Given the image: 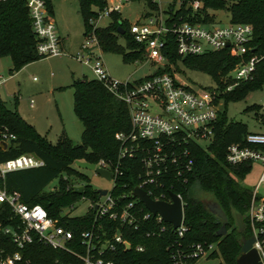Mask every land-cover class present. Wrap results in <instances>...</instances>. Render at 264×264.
Returning a JSON list of instances; mask_svg holds the SVG:
<instances>
[{
  "label": "trees",
  "instance_id": "1",
  "mask_svg": "<svg viewBox=\"0 0 264 264\" xmlns=\"http://www.w3.org/2000/svg\"><path fill=\"white\" fill-rule=\"evenodd\" d=\"M48 10L54 14L51 0H46ZM79 12L84 19L86 34L89 38L95 35L99 47L104 53H114L123 56L125 63L145 61L142 49L129 35L130 22L121 17V13L112 12V23L106 28H94L92 21L98 19L100 12L108 7L107 0H78ZM195 0H175L166 12L170 21L176 23L190 22L208 24L214 22L209 9L226 10L230 14L231 24L251 25L254 30L250 46L251 54L259 56L260 61L251 79L235 85L230 73L240 62L229 49L209 52L203 55H178L176 39L167 37L163 55L170 66L160 69L158 74L180 73L178 64L182 62L191 71L207 74L223 91L222 99L225 110L219 115L216 138L208 150L198 145H190V157L193 164L190 170L184 169L188 159H182L179 164L182 176H178V165H170L171 171L165 176L161 190L181 194L185 202V225L187 232L179 237L173 229H168L161 235L148 237L147 226L138 230H124V238L132 245L130 251L119 246L108 256L117 264H171V251L190 249L195 245L218 244L219 251L213 256H220L225 264H237L241 255V240L250 239L253 231L249 220V208L253 190L244 186L242 181L251 172L253 163L230 166L226 162L227 149L231 144L243 143L250 133L246 124L230 121L227 115V105L230 101L246 99L250 94L261 90L264 86V0H202L203 7L194 11L192 3ZM130 2H145L150 11L158 12L160 7L156 0H130ZM180 3L177 8V4ZM121 31H125L122 35ZM125 38L127 45H120V39ZM40 40L33 30V21L25 0H0V59L10 57L13 63L12 72L18 73L27 65L45 59L38 53ZM139 82L142 81L138 80ZM229 86L234 89L227 92ZM74 111L83 124L82 142L74 144L66 132L62 133L56 145L47 138L40 136L34 127L26 123L17 111L10 110L0 99V129H8L17 139L7 148L0 141V162L15 159L22 155H34L45 162V166L35 169L10 172L0 178V187L8 192H19L25 204L41 205L50 217L59 220L60 224L75 231L77 236L88 226L85 218L68 217L64 213L76 206L83 198L91 201L99 199V193L89 184H75L70 179L77 174L81 179L87 178L72 168L77 161L99 164L101 161L113 167L119 166L120 174L114 195L120 197L128 194L127 202L133 189L139 184V174H142L140 159L120 160L121 145L117 135L130 133L132 123L127 105L113 96L105 86L97 80H75ZM261 106L254 105L257 118L264 121L260 114ZM59 180L54 190L48 191V186ZM74 185L84 187L82 195L76 194ZM209 195L214 203L221 206L228 217L227 234L218 237L223 221L209 210L200 194ZM144 208V205L139 203ZM145 209V208H144ZM146 210V209H145ZM71 211V210H70ZM69 213V212H68ZM71 213V212H70ZM242 217L245 228L239 231L237 216ZM15 219L10 206H0V225L10 226ZM158 230L156 225L152 227ZM116 231V230H114ZM113 231V233H114ZM143 246V252H137L136 247ZM8 249L14 252L16 248L10 243L8 236L0 235V251ZM28 256H62L60 251L53 250L40 243H34L26 252ZM41 263V258L34 259Z\"/></svg>",
  "mask_w": 264,
  "mask_h": 264
},
{
  "label": "built area",
  "instance_id": "2",
  "mask_svg": "<svg viewBox=\"0 0 264 264\" xmlns=\"http://www.w3.org/2000/svg\"><path fill=\"white\" fill-rule=\"evenodd\" d=\"M33 21V30L40 40L38 53L42 57L61 56L62 41L58 36L56 24L48 10L46 0H25ZM108 7L99 13L98 19L110 17L112 12L120 13L130 0H111ZM194 11L202 8V3L195 0L192 3ZM130 37L142 47L145 60L151 63L156 71L139 81H118L111 77L101 56L89 46L84 45L83 51L77 59L88 67L94 74L95 80L102 83L116 98L123 101L130 112L132 130L130 133L117 135L121 145L120 160L140 159L142 174H139V184L133 189L127 202L128 194L120 197L114 195L120 174L119 166L113 167L101 161L94 164L96 168L111 173L113 186L104 196L91 201L84 216L87 228L80 233L60 224L48 214L41 205H28L22 201L19 192H8L0 187V206H10L15 222L10 226L0 225V235L8 236L10 243L16 248L14 252L8 249L0 251V264H117L108 256L119 246L130 251L131 243L124 238V230H138L147 226V236L165 233L169 225L160 214L154 215L134 196L139 188L145 191L156 202L173 204L170 193L161 190L165 176L171 171L170 165H178L176 173L182 176L179 164L182 159H188L184 169L190 170L193 162L189 159L190 145H198L208 150L216 138L219 115L225 110L222 99L223 91L216 84L215 87H194L183 81L180 73L158 74L160 69L170 66L163 50L167 44V37L176 39L178 55H203L209 52L229 49L231 54L239 58L240 62L230 73V78L238 85L242 81L252 78L259 56L251 54L250 46L253 41L254 30L247 24H229L224 27H210L203 23H176L164 18V13L140 19L131 23ZM98 44L95 35L88 38ZM229 44V46H227ZM99 46V44H98ZM7 80L0 75L1 90ZM234 86H229L230 92ZM35 106L34 101L31 107ZM261 115H264V104L261 105ZM258 122L264 124L261 118ZM17 139L8 129H0V141L8 145ZM226 162L230 166H237L248 162L260 163L263 167L262 176L253 190V197L249 208V220L255 242L253 248L258 252L260 261L264 264V196L260 188L264 186V133L250 132L243 143L231 144L226 153ZM45 162L34 155H22L15 159L0 162V178L7 173L41 168ZM74 185L73 187H78ZM182 203L183 219L181 226L173 230L179 237L187 232L185 225V202L181 194H175ZM86 198H83L84 200ZM139 203L144 205L139 206ZM72 212L75 206L70 209ZM64 213L68 217H75L71 213ZM156 225L158 230L153 229ZM116 230V231H114ZM114 231V233H113ZM40 243L53 250L60 251L62 256H28L26 252L34 243ZM137 252H143V246L136 247ZM219 251L218 244H198L190 249H176L171 251V264H225L220 256H213ZM41 258V263L34 259Z\"/></svg>",
  "mask_w": 264,
  "mask_h": 264
},
{
  "label": "rangeland",
  "instance_id": "3",
  "mask_svg": "<svg viewBox=\"0 0 264 264\" xmlns=\"http://www.w3.org/2000/svg\"><path fill=\"white\" fill-rule=\"evenodd\" d=\"M109 3L111 0H108ZM159 11L152 12L145 2H130L121 10V17L130 23H136L140 19L157 13H164L168 19L167 11L175 0H156ZM202 3L203 1L199 0ZM53 6V21L56 24L58 36L62 41L60 46L62 55L52 56L31 63L21 69L18 73L12 72L13 63L10 57L1 59L0 75L7 78V83L1 90V100L10 110L17 111L20 117L34 127L36 132L56 145L62 133L66 132L74 144L82 142L83 124L74 111V89L75 80H95L93 72L82 64L77 55L83 51V46H89L98 56H101L112 78L118 81H138L153 74L156 69L151 63L137 61L125 63L123 56L114 53H104L97 43L85 37L86 28L83 17L79 12L78 0H51ZM180 3L177 4V8ZM102 13V12H100ZM210 16L214 22L210 27H224L231 23L230 14L226 10L209 9ZM112 23L110 17L95 21L98 28H106ZM120 45L126 47L125 38L120 39ZM180 77L183 81L194 87H215L216 83L211 76L188 70L182 62L178 64ZM34 101L35 106L31 107ZM264 104V86L261 90L250 94L246 99L230 101L227 105V115L230 121L242 122L247 125L249 132L264 133V124L258 122L257 113L253 110L254 105ZM261 113V108L260 111ZM72 168L77 173L84 175L87 179H81L77 174L70 177L75 184H89L94 191L110 190L112 182L104 179L95 171L82 169L76 165ZM263 167L260 163H253L251 172L242 181V184L252 190L258 185L262 176ZM59 180L52 182L47 190H54ZM260 194L264 196V186L260 188ZM206 203H212V199L205 193L200 194ZM91 201L84 199L78 202L75 210L71 212L74 216H84ZM70 212V210H67Z\"/></svg>",
  "mask_w": 264,
  "mask_h": 264
},
{
  "label": "water",
  "instance_id": "4",
  "mask_svg": "<svg viewBox=\"0 0 264 264\" xmlns=\"http://www.w3.org/2000/svg\"><path fill=\"white\" fill-rule=\"evenodd\" d=\"M121 34L124 35L125 31H121ZM227 46H229V44ZM1 145L4 149L7 148V143L2 142ZM76 166L82 169L95 171L98 175L108 181L111 179L110 172L96 168L94 164L77 161ZM73 190L76 194L82 195L84 187H73ZM97 192L100 196H104L107 193L105 190H98ZM134 196L138 198L154 215L160 214L165 222L173 226V230H176L181 226L183 219L182 203L175 194H171L173 204L153 201L145 191L139 188L135 189ZM208 207L211 213L223 221V226L217 234L218 237L225 236L227 234L228 223V217L226 213L217 203L212 202L208 205ZM237 225L239 227V231L242 232L245 228V224L243 223L242 217L240 215L237 216ZM254 242L255 239L253 237L250 239L243 238L241 240V255L237 259V264H262L258 252L253 248Z\"/></svg>",
  "mask_w": 264,
  "mask_h": 264
},
{
  "label": "crops",
  "instance_id": "5",
  "mask_svg": "<svg viewBox=\"0 0 264 264\" xmlns=\"http://www.w3.org/2000/svg\"><path fill=\"white\" fill-rule=\"evenodd\" d=\"M0 63H1V59H0ZM5 78V77H4ZM7 80V78H5ZM7 83V82H6ZM0 99H1V96H0Z\"/></svg>",
  "mask_w": 264,
  "mask_h": 264
}]
</instances>
